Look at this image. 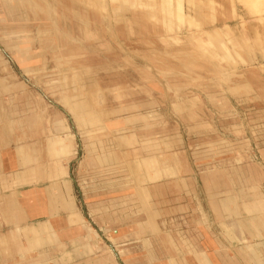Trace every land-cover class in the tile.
Returning a JSON list of instances; mask_svg holds the SVG:
<instances>
[{"label": "crops", "instance_id": "crops-1", "mask_svg": "<svg viewBox=\"0 0 264 264\" xmlns=\"http://www.w3.org/2000/svg\"><path fill=\"white\" fill-rule=\"evenodd\" d=\"M233 25L222 17L209 32L235 29ZM223 44L221 40V48ZM255 48L246 55L236 51L239 57L233 63L252 68L235 84L237 95L249 94L242 101L251 102L253 119L257 113L263 121L264 46ZM138 68L148 78L147 68ZM31 86L13 89L7 94L12 98L0 100V264H264V123L248 140L250 165L237 164L229 171L236 199L228 201L221 185L206 184L200 203L198 185L210 173L222 178L229 173L226 159L217 156H223L222 150L212 158L209 147L226 138L221 132L213 137L208 121L198 128L202 141L185 142L171 124V137H160L158 130L147 137L155 146L151 152L138 156L123 147L105 156L94 149L93 132L100 124L93 120L90 126L81 119L89 111L78 93L60 94L57 102L50 90ZM100 86V79H93L90 95L98 98ZM123 86L133 88L132 83ZM146 91L159 97L157 89ZM89 113L94 117V109ZM191 115L189 110L187 130L196 137ZM219 124L220 130L226 125ZM122 137L119 144H131V137ZM236 139L241 150L247 143L243 136ZM218 160L220 168L201 169ZM244 170L247 187L242 184ZM214 193L219 196L213 199Z\"/></svg>", "mask_w": 264, "mask_h": 264}, {"label": "rangeland", "instance_id": "rangeland-1", "mask_svg": "<svg viewBox=\"0 0 264 264\" xmlns=\"http://www.w3.org/2000/svg\"><path fill=\"white\" fill-rule=\"evenodd\" d=\"M171 2L176 5V9L174 6H166ZM133 3L131 0H0V57L4 58L3 63L0 61V100L12 98L9 95L13 89L29 90L32 83L38 88L50 90L51 98L57 102L60 94L78 93L84 109L89 112L94 109V117L89 112L88 115H80L81 119L88 120L90 126L93 120L100 124L99 129L93 132L95 135L92 139H97L94 149L103 155L114 148L119 153L123 147H127L130 153L139 156L140 151L146 152L155 148L147 141V137L157 135L158 131L160 137H171L172 125L179 131L180 137H185V142L194 138L199 142L203 139L200 138L203 135L198 129L203 127L199 125L202 126L203 121H208L212 128L208 131L213 137L219 136L221 132L226 138L219 141V144L209 145L212 158L216 157L215 152L218 154L222 150L223 156H217L226 159L223 161L224 169L228 172L237 164L245 168L249 166L252 146L248 140L264 120H261L262 115L259 120L257 113L253 119L251 102L242 101V96L248 93L240 91L244 93L237 95L236 92L235 83H239L252 66L233 63V59L239 57L236 51H244L246 54L253 53V46L258 50L263 49L264 0H226L223 4L219 0H135L137 7L144 10L142 12L149 11V14L145 13L140 17L133 10ZM181 3L186 4V8L189 7L180 10ZM114 4L119 6V12L116 17H111ZM63 7L71 21L70 26L64 27V19L58 16L63 13ZM230 9H233L234 16L240 17L242 24L235 18H226ZM176 17H180L179 22ZM220 17L226 22H233L235 29L227 26L222 32H209L220 23ZM59 21L62 26H58ZM85 21H93V25H84ZM119 40L123 42L122 47ZM221 40L224 43L222 48ZM6 45L15 47L10 49ZM9 58L13 60H7ZM18 59L24 60V66ZM140 65L147 68L148 78L140 74ZM220 70L225 72L220 73ZM22 73L25 75L22 76ZM98 78L101 90L97 98L90 95V86L93 79ZM124 83H132L133 88H124ZM149 87L158 90V98L151 91H146ZM124 90L128 91L124 93ZM220 95L226 96L225 99H221ZM237 96L241 98L237 100ZM94 99L96 101H92ZM145 101L146 104L140 106ZM173 103L176 104L174 108ZM189 110L192 114L190 121L196 123V137H193L191 130H187ZM216 111H222L227 117L221 118ZM222 121L226 125L220 130L219 122ZM119 124L120 129L111 130V127ZM146 125L153 127L146 128ZM162 125L164 127L161 129ZM121 136L131 137V144H119L117 138ZM242 136L247 144L237 150L236 138ZM111 142L114 144L109 146ZM200 153L203 156L204 151L201 150ZM219 163L221 162L218 160L211 165H202L201 169L220 168ZM210 174L206 177V183L201 182L205 180L201 177L197 201H204L202 186L205 187L206 184L221 185L223 194L229 196L227 200H235L233 183L230 181L234 174L229 172L227 177L223 174L224 178ZM246 175L244 170L242 184L245 187L249 184ZM198 180L197 178L196 183H199ZM217 195L214 193L212 198ZM244 197L247 199V195Z\"/></svg>", "mask_w": 264, "mask_h": 264}, {"label": "bare ground", "instance_id": "bare-ground-1", "mask_svg": "<svg viewBox=\"0 0 264 264\" xmlns=\"http://www.w3.org/2000/svg\"><path fill=\"white\" fill-rule=\"evenodd\" d=\"M57 2H58V0H56ZM132 1V3H133V5L135 6V8H133V10H136L137 11V13H139L138 15V17H140V16H142V15H144L145 13H147V14H149V11H147V12H142V11H144V10H142V9H140V8H138L137 7V3H135V0H131ZM142 1V0H141ZM206 1H209V0H206ZM216 1V0H215ZM220 2H222V4L226 1V0H219ZM243 1H245V0H243ZM246 1H248V0H246ZM255 1V0H254ZM170 2V1H169ZM174 2V1H173ZM253 2V1H252ZM56 3V2H55ZM80 3V2H79ZM159 3V2H158ZM208 3V2H207ZM38 4V3H37ZM202 4V3H201ZM43 5V4H42ZM157 5V4H156ZM37 6H39V5H37ZM112 6V5H111ZM166 6H174L175 7V9H176V5H172V2L171 3H167L166 4ZM191 6V5H190ZM196 6L197 5H195L194 7L196 8ZM223 6V5H222ZM130 7H132V6H130ZM189 7V6H188ZM187 7V8H188ZM184 8H186V4H184V3H181V5L179 6V9L180 10H183ZM186 8V9H187ZM198 8V7H197ZM43 9V8H42ZM63 9V13H61V14H59L58 16L59 17H61V18H63L64 19V22H63V24L62 23H60V21L58 22L59 23V25L58 26H60L61 24L64 26V27H66V26H70V22L71 21H69V18H67V17H69L68 15H67V13L65 12L66 11V8L65 7H63L62 8ZM110 9V8H109ZM121 9V8H120ZM170 9V8H169ZM178 9V8H177ZM200 9V8H199ZM199 9H197V13H199ZM209 9V8H208ZM65 10V11H64ZM76 10V9H75ZM172 11V10H171ZM189 11H191V10H189ZM193 11V10H192ZM118 12H119V6H117V5H115L114 4V7H113V9L111 10V12H110V14H111V17H116L117 15H118ZM169 12H170V10H169ZM204 12V11H203ZM233 9H230L229 11H227V13H226V18L228 19V20H232V19H236L238 22H240V24H242V21H241V19H240V17H236V16H234V14H233ZM7 13V12H6ZM54 13V12H53ZM190 13V12H189ZM196 13V12H195ZM4 14V13H3ZM8 14V13H7ZM75 14V13H74ZM78 14V13H77ZM224 14V13H223ZM9 15V14H8ZM56 15V14H55ZM198 15V14H197ZM210 15V14H209ZM214 15V14H213ZM5 16V15H4ZM133 16V15H132ZM190 16V15H189ZM206 15H204V17H205ZM57 17V16H56ZM108 17V16H107ZM193 17V16H192ZM192 17H191V19H192ZM202 17V16H201ZM217 17V16H216ZM110 18V17H109ZM146 18V17H145ZM160 18V17H159ZM176 18H178V22H179V18L180 17H176ZM197 18V17H196ZM221 18V17H220ZM62 19V20H63ZM195 19V18H194ZM45 20V19H44ZM49 20V19H48ZM218 20V19H217ZM5 21V20H4ZM11 21V20H10ZM33 21V20H32ZM31 21V22H32ZM54 21V20H53ZM111 21V20H110ZM114 21V20H113ZM122 21V20H121ZM145 21V20H144ZM210 21V20H209ZM218 21H220V20H218ZM35 22V21H34ZM39 22V21H38ZM55 22V21H54ZM120 22V21H119ZM202 22H204V21H202ZM207 22V21H206ZM147 23V22H146ZM115 24V23H114ZM200 24V23H199ZM205 24V23H204ZM224 24V23H223ZM61 25V26H62ZM84 25H87V26H91V25H93V21H85L84 22ZM96 25V24H95ZM108 25H111V24H108ZM54 26V25H53ZM187 26V25H186ZM201 26V25H200ZM52 28V27H51ZM21 29V28H20ZM28 29V28H27ZM40 29V28H39ZM60 29V28H59ZM16 30H18V29H16ZM31 30V29H30ZM53 30H54V27H53ZM115 30H116V28H115ZM21 31V30H20ZM25 31V30H24ZM205 31V30H204ZM223 31V30H222ZM12 32V31H11ZM64 32V31H63ZM117 32V31H116ZM36 33V32H35ZM55 32L53 31V34H54ZM202 33V32H201ZM235 34V33H234ZM212 36V35H211ZM118 37V36H117ZM116 37V38H117ZM197 37V36H196ZM113 38V37H112ZM33 39H34V37H33ZM55 39H56V36H55ZM67 39V38H66ZM148 39V38H147ZM211 39V38H210ZM115 40V39H114ZM8 41V40H7ZM6 41V42H7ZM67 41V40H66ZM112 41V40H111ZM117 41V40H116ZM120 41V40H119ZM132 41V40H131ZM209 41H211V40H209ZM5 42V43H6ZM56 42H57V40H56ZM121 42V47L123 46L122 45V41H120ZM128 42H130V40L128 41ZM221 42V41H220ZM230 42V41H229ZM115 43V42H114ZM119 43V42H118ZM129 44V43H128ZM130 44H131V42H130ZM137 44V43H136ZM235 44V43H234ZM30 45V44H29ZM125 45V44H124ZM135 45V44H134ZM9 46V45H8ZM22 46V45H21ZM79 46V45H78ZM116 46V45H115ZM136 46V45H135ZM239 46V45H238ZM26 47V46H25ZM80 47V46H79ZM78 47V48H79ZM213 47H214V45H213ZM240 47V46H239ZM3 48V47H2ZM41 48V47H40ZM117 48H119V47H117ZM131 48V47H130ZM123 48H121V50H122ZM125 49V48H124ZM138 49V48H137ZM227 49V48H226ZM1 50V49H0ZM20 50V49H19ZM27 50V49H26ZM107 50V49H106ZM126 50V49H125ZM141 50V49H140ZM147 50V49H146ZM73 51V50H72ZM88 51V50H87ZM129 51V50H128ZM214 51V50H213ZM22 52V51H21ZM140 52V51H139ZM146 52H148V51H146ZM59 53V52H58ZM61 53V52H60ZM130 53V52H129ZM144 53V52H143ZM149 53V52H148ZM152 53V52H151ZM166 53V52H165ZM188 53V52H187ZM245 53V52H244ZM5 54H7V53H5ZM56 54V53H55ZM146 54V53H145ZM153 54H154V52H153ZM159 54V53H158ZM157 54V55H158ZM16 55V54H15ZM18 55V54H17ZM148 55V54H147ZM156 55V54H155ZM172 55V54H171ZM178 55V54H177ZM180 55H182V54H180ZM225 55V54H224ZM246 55V54H245ZM3 56V55H2ZM50 56V55H49ZM52 56H53V53H52ZM127 56V55H126ZM126 56H124V57H126ZM148 57H149V55H148ZM158 57V56H157ZM156 57V58H157ZM20 58H21V56H20ZM106 58H108V57H106ZM147 58V57H146ZM159 58V57H158ZM161 58V57H160ZM148 59V58H147ZM2 60V61H1ZM142 60V59H141ZM149 60H151V59H149ZM163 60V59H162ZM167 60V59H166ZM165 60V61H166ZM197 60V59H196ZM244 60V59H243ZM0 61L3 63V61H4V58H2V57H0ZM10 61V60H9ZM18 61H19V63L21 64V65H23L24 66V60L23 59H18ZM131 61V60H130ZM153 61V60H152ZM164 61V60H163ZM162 61V62H163ZM233 61H234V59H233ZM113 62V61H112ZM116 63V62H115ZM245 63H246V61H245ZM26 64V63H25ZM105 64V63H104ZM112 64V63H111ZM148 64H150V63H148ZM155 65H157L156 63H154ZM155 65H153V66H155ZM168 65V64H167ZM118 66V65H117ZM169 66H170V64H169ZM131 67V66H130ZM133 67V66H132ZM177 67V66H176ZM115 68V67H114ZM124 68V67H123ZM151 68V67H150ZM158 68H160V67H158ZM172 68V67H171ZM240 68V67H239ZM238 68V69H239ZM34 69V68H33ZM134 69V68H133ZM161 69V68H160ZM174 70V69H173ZM24 71H25V69H24ZM181 71V70H180ZM179 71V72H180ZM142 72V71H141ZM225 72V71H224ZM143 73H145V72H143ZM142 73V74H143ZM216 73V72H215ZM139 75V74H138ZM30 76V75H29ZM165 76V75H164ZM200 76V75H199ZM212 76V75H211ZM13 78H14V76H12ZM142 77V76H141ZM163 77V76H162ZM206 77V76H205ZM208 77V76H207ZM210 77V76H209ZM215 77V76H214ZM213 77V78H214ZM212 78V77H211ZM220 79V78H219ZM144 80V79H143ZM168 80V79H167ZM213 80V79H212ZM40 81V80H39ZM150 81H152V80H150ZM90 82V81H89ZM159 83V82H158ZM201 83V82H200ZM4 84V83H3ZM9 84V83H8ZM35 85V84H34ZM92 85V84H91ZM138 85V84H137ZM160 85V84H159ZM31 86V85H30ZM36 86V85H35ZM211 86V85H210ZM91 87V86H90ZM41 88V87H40ZM222 88V87H221ZM26 89V88H25ZM42 89H44V87L42 88ZM176 89V88H175ZM45 90V89H44ZM120 90V89H119ZM180 90V89H179ZM40 91V90H39ZM46 91V90H45ZM165 91V90H164ZM167 91V90H166ZM177 91V90H176ZM181 91V90H180ZM41 92V91H40ZM43 92V91H42ZM47 92V91H46ZM45 92V93H46ZM169 92V91H168ZM201 92V91H200ZM149 93V92H148ZM42 94V93H41ZM164 94V93H163ZM44 95H46V94H44ZM82 95V94H81ZM165 95V94H164ZM230 95V94H229ZM47 96V95H46ZM176 96V95H175ZM174 96V97H175ZM204 97V96H203ZM165 98H166V96H165ZM205 98V97H204ZM108 99V98H107ZM50 100V99H49ZM109 100V99H108ZM172 100V99H171ZM95 101V100H94ZM119 103V102H118ZM62 105V104H61ZM150 106H151V104H150ZM67 109H69V108H67ZM71 109V108H70ZM63 110V109H62ZM73 111V110H72ZM102 111V110H101ZM70 113V112H69ZM106 114V113H105ZM40 115V114H39ZM78 115V114H77ZM74 116H76V115H74ZM50 124V123H49ZM139 130V129H138ZM135 131V130H134ZM50 132V131H49ZM39 133V132H38ZM135 133V132H134ZM91 136V135H90ZM118 136V135H117ZM116 136V137H117ZM137 136V135H136ZM122 137V136H121ZM122 138H124V137H122ZM122 138H120V139H122ZM156 138V137H155ZM156 140V139H155ZM156 142H157V140H156ZM151 143V142H150ZM172 145V144H171ZM149 147V146H148ZM152 148V147H151ZM161 148V147H160ZM170 148V147H169ZM22 149H23V147H22ZM129 149V148H128ZM127 150V149H126ZM147 150H149V149H147ZM114 151V150H113ZM123 151V150H122ZM152 151V150H151ZM150 151V152H151ZM30 152V151H29ZM28 152V153H29ZM108 152V151H107ZM149 152V151H148ZM175 152V151H174ZM126 153V152H125ZM125 153H123V154H125ZM130 153V152H129ZM145 153V152H144ZM114 154H115V152H114ZM128 154V153H127ZM56 155V154H55ZM176 155V154H175ZM106 156V155H105ZM149 156V155H148ZM113 157V156H112ZM153 157V156H152ZM176 157V156H175ZM24 158V157H23ZM102 158V157H101ZM107 158V157H106ZM147 158V157H146ZM113 159V158H112ZM28 160V159H27ZM177 160V159H176ZM25 161V160H24ZM180 161V160H179ZM26 162V161H25ZM30 163V162H29ZM116 163V162H115ZM175 163H177V161H175ZM178 164V163H177ZM147 166H148V164H147ZM152 166V165H151ZM24 168V167H23ZM152 168V167H151ZM173 169H175V168H173ZM179 169V168H178ZM182 169V168H181ZM172 170V169H171ZM170 170V171H171ZM155 171H157V170H155ZM169 171V172H170ZM147 172V171H146ZM158 172V171H157ZM186 172V171H185ZM172 173V172H171ZM182 173V172H181ZM175 174V173H174ZM170 175V174H169ZM171 175H173V174H171ZM181 176V175H180ZM155 178V177H154ZM176 183H178V181L176 182ZM169 184V183H168ZM142 186V185H141ZM176 189V188H175ZM180 189V188H179ZM78 210V209H77ZM79 212V211H78ZM71 213V212H70ZM67 214V213H66ZM57 215V214H56ZM80 215V214H79ZM79 215H78V217H79ZM5 221V220H4ZM85 221V220H84ZM61 223V222H60ZM78 224V223H77ZM77 224H76V226H77ZM80 224V223H79ZM85 224H87V223H85ZM28 225V224H27ZM34 225V224H33ZM46 225V224H45ZM10 226V225H9ZM16 226V225H15ZM18 226V225H17ZM47 226V225H46ZM52 226V225H51ZM221 226V225H220ZM224 227V226H223ZM69 228V227H68ZM62 231V230H61ZM56 233V232H55ZM41 236V235H40ZM59 237V236H58ZM25 239V238H24ZM46 240V239H45ZM74 240V239H73ZM31 241V240H30ZM81 241V240H80ZM42 242V241H41ZM30 243V242H29ZM63 243V242H62ZM79 243V242H78ZM63 245H65V244H63ZM41 248V247H40ZM67 250V249H66ZM65 251V250H64ZM249 257V256H248Z\"/></svg>", "mask_w": 264, "mask_h": 264}]
</instances>
